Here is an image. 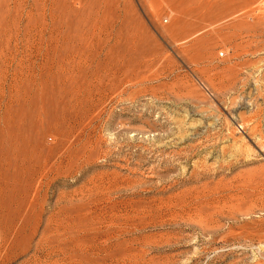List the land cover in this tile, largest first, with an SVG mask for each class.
<instances>
[{"label": "rangeland", "instance_id": "374dc122", "mask_svg": "<svg viewBox=\"0 0 264 264\" xmlns=\"http://www.w3.org/2000/svg\"><path fill=\"white\" fill-rule=\"evenodd\" d=\"M0 73V264H264V0H0Z\"/></svg>", "mask_w": 264, "mask_h": 264}, {"label": "bare ground", "instance_id": "6f19581e", "mask_svg": "<svg viewBox=\"0 0 264 264\" xmlns=\"http://www.w3.org/2000/svg\"><path fill=\"white\" fill-rule=\"evenodd\" d=\"M2 76V74L0 73V77ZM52 247V246H51ZM46 249H45V251H43V249H42V251L44 252L43 253V255L44 256H42V257H44V258H46V259H51V258H54V257H56V258H59L60 257V255H59V251L57 252V251H55L53 248L51 249V248H49V247H45ZM42 255V254H41Z\"/></svg>", "mask_w": 264, "mask_h": 264}]
</instances>
